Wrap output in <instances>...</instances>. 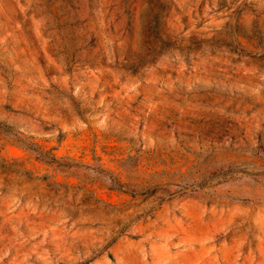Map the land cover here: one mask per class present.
I'll use <instances>...</instances> for the list:
<instances>
[{
    "label": "rangeland",
    "instance_id": "obj_1",
    "mask_svg": "<svg viewBox=\"0 0 264 264\" xmlns=\"http://www.w3.org/2000/svg\"><path fill=\"white\" fill-rule=\"evenodd\" d=\"M0 264H264V0H0Z\"/></svg>",
    "mask_w": 264,
    "mask_h": 264
}]
</instances>
